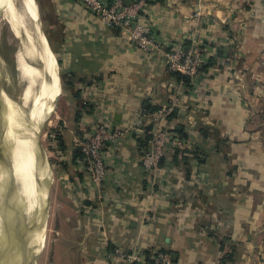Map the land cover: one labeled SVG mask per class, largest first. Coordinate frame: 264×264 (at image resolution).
<instances>
[{
  "label": "crops",
  "instance_id": "obj_1",
  "mask_svg": "<svg viewBox=\"0 0 264 264\" xmlns=\"http://www.w3.org/2000/svg\"><path fill=\"white\" fill-rule=\"evenodd\" d=\"M41 2L61 80L46 151L53 264H126L110 252L136 246L176 264H264V0H148L140 20L158 43L204 45L195 81L77 0ZM175 98L165 126L191 148H168L148 172L149 118ZM102 123L122 135L105 147L99 190L81 142Z\"/></svg>",
  "mask_w": 264,
  "mask_h": 264
},
{
  "label": "bare ground",
  "instance_id": "obj_2",
  "mask_svg": "<svg viewBox=\"0 0 264 264\" xmlns=\"http://www.w3.org/2000/svg\"><path fill=\"white\" fill-rule=\"evenodd\" d=\"M0 12L20 39L16 60L23 84L17 100L2 92L4 148L12 162L14 190L9 207L2 198L3 187L0 184V264H27L36 259L45 246L47 224L41 228L40 221L43 219L42 204L49 188L46 191V187L40 186L38 178L48 180L51 174L47 160L43 165L38 163L37 140L41 133L32 131L26 119L37 118L39 124L36 131L40 130L46 115L55 106L61 80L57 72L58 60L48 38L40 27V34L36 37L29 26L40 19L36 0H0ZM0 61L2 67L1 58ZM4 166L6 160L0 157L2 180L8 174L1 169ZM22 213L35 215V218L26 225L20 221ZM46 220L47 217L43 223Z\"/></svg>",
  "mask_w": 264,
  "mask_h": 264
},
{
  "label": "built area",
  "instance_id": "obj_3",
  "mask_svg": "<svg viewBox=\"0 0 264 264\" xmlns=\"http://www.w3.org/2000/svg\"><path fill=\"white\" fill-rule=\"evenodd\" d=\"M89 12L99 16L105 23L119 30L120 34L128 35L130 41L148 55L159 56L164 59L168 68L181 73L195 81L199 67L205 54L204 45L194 43L189 49L181 47L165 48L158 43L152 34V27L140 20L141 12L147 8L148 0H134L127 4L124 0H77ZM200 16V10L195 11ZM177 98L170 106H166L151 115V128L148 148L144 151L141 162L146 171L153 172L161 164L166 150L172 148H187L191 145L188 139L181 137L175 130L167 129V116L176 105ZM144 123L139 115L130 129H137ZM122 135V129L111 127L105 123L98 127L81 142L83 159L88 173L100 190L107 173L105 147L115 142ZM115 255L123 259L126 264H176L168 251L154 250L149 255L140 246L131 251L122 247H115L110 256Z\"/></svg>",
  "mask_w": 264,
  "mask_h": 264
},
{
  "label": "rangeland",
  "instance_id": "obj_4",
  "mask_svg": "<svg viewBox=\"0 0 264 264\" xmlns=\"http://www.w3.org/2000/svg\"><path fill=\"white\" fill-rule=\"evenodd\" d=\"M36 2L38 4L40 19L38 20L39 23L37 21L32 22V25H29L30 29L33 30V32H35L36 34V37H38V34H40V29H39L40 27L41 30L46 35V37L49 39L51 35L49 28L51 21L50 19H47L48 17L47 8L46 6H44V4H42L41 0H36ZM2 14L3 13L0 12V58L3 61L5 72L4 75L0 73V77H3L2 78L3 90L13 99L17 100L23 87L21 78L19 76V71L17 69V60H16V54L20 47V39L19 37H16L14 31L11 29V25L2 17L3 16ZM22 39L25 38L22 37ZM53 53L54 56L56 57L54 51ZM57 72L59 75V65ZM58 101L59 99L57 100L55 106H53L52 112L49 115L48 114L46 115V118L44 119V123H43V128L40 138L43 147L46 149V151L48 150V146L50 142L49 135L57 127V123H58L56 122ZM54 109L56 112H54ZM53 127L55 128L53 129ZM48 164H49V157H48ZM47 183L49 184V185L47 184L49 188V196H51L52 175L51 178L47 180ZM57 219L58 218L53 216L52 213L48 216V225L46 231L47 237L45 241V246L41 251V253L36 257V259L31 260L28 264H53L54 262L53 247L57 236V225H58ZM45 224L46 222L44 223V226H42L41 228H44L46 226Z\"/></svg>",
  "mask_w": 264,
  "mask_h": 264
},
{
  "label": "water",
  "instance_id": "obj_5",
  "mask_svg": "<svg viewBox=\"0 0 264 264\" xmlns=\"http://www.w3.org/2000/svg\"><path fill=\"white\" fill-rule=\"evenodd\" d=\"M127 4H130L129 1H127ZM38 11H39V9H38ZM39 16H40V13H39ZM0 63H1V61H0ZM0 68L2 69V75H4V72H5L4 66L2 65V67H0ZM2 78L3 77H0V117H1L0 118V157L2 160H6V166L2 167L1 169L6 170V172L8 171V174H7V177H4V180L0 179V184L3 187L1 192H2V198L4 199V203H6L10 207V203L12 201L10 199L12 197V192L14 190V183H13V176H12L13 175L12 174L13 173L12 172V162H11V159L9 158V156L7 154V150L4 148L5 143H4V133H3L4 127L3 126H5V118L2 115V110L4 109V105L2 104V99H3L2 92L4 93L5 91L3 90V87H2V85H3ZM57 97L54 101V104L57 100ZM36 119L29 118L26 120L28 121V125H30L29 126L30 129L32 131H35L36 133L39 132V134H40L41 128H43V126L40 127L39 131H36V130H38V124H39V121ZM37 153H38L39 165H43L46 162V160L48 161L47 153H46L45 148L43 147V144L41 142V138H39L37 140ZM38 181H39V185L40 186L42 185L43 188L46 187V191H47V187H48L47 186V179L38 178ZM47 195L48 196H47L45 202L42 204L41 219L42 218L44 219L48 216V210H49V206H50L49 189H48ZM21 217H22V219L20 220L21 223L24 222L26 225H29L31 223V221L35 218V215H28L26 213H22ZM43 219L40 221L41 226H44Z\"/></svg>",
  "mask_w": 264,
  "mask_h": 264
},
{
  "label": "trees",
  "instance_id": "obj_6",
  "mask_svg": "<svg viewBox=\"0 0 264 264\" xmlns=\"http://www.w3.org/2000/svg\"><path fill=\"white\" fill-rule=\"evenodd\" d=\"M176 74L179 76H182V74L181 73H179V72H176ZM158 109H155V110H153V111H151V112H155V111H157ZM149 129L151 128V126H149L148 127ZM167 129H169V130H174V129H171L170 127H167ZM174 149H176L177 151H178V153L179 152H181V151H186L187 150V152H188V149L187 148H174ZM186 149V150H185ZM164 251V250H163Z\"/></svg>",
  "mask_w": 264,
  "mask_h": 264
}]
</instances>
